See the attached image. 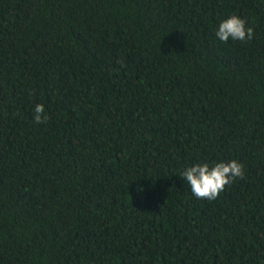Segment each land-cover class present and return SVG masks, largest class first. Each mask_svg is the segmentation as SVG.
Returning a JSON list of instances; mask_svg holds the SVG:
<instances>
[{"label":"trees","instance_id":"obj_1","mask_svg":"<svg viewBox=\"0 0 264 264\" xmlns=\"http://www.w3.org/2000/svg\"><path fill=\"white\" fill-rule=\"evenodd\" d=\"M0 264H264V0H0Z\"/></svg>","mask_w":264,"mask_h":264},{"label":"clouds","instance_id":"obj_2","mask_svg":"<svg viewBox=\"0 0 264 264\" xmlns=\"http://www.w3.org/2000/svg\"><path fill=\"white\" fill-rule=\"evenodd\" d=\"M216 36L227 42L229 38L239 41H251L254 37V29L246 27V21L233 15L219 24ZM44 113V106L36 105L34 119L36 123L47 122L48 116ZM244 166L235 160L228 163H217L210 167L208 163L196 164L186 168L180 175L191 188V192L198 199L215 200L226 185H230L235 179L244 177Z\"/></svg>","mask_w":264,"mask_h":264}]
</instances>
